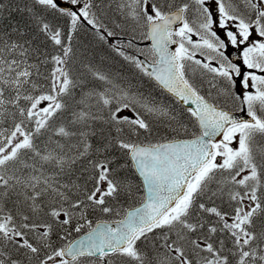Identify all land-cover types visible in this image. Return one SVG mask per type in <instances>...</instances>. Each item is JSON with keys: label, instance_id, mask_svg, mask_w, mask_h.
Listing matches in <instances>:
<instances>
[{"label": "snow or ice", "instance_id": "6c2138e0", "mask_svg": "<svg viewBox=\"0 0 264 264\" xmlns=\"http://www.w3.org/2000/svg\"><path fill=\"white\" fill-rule=\"evenodd\" d=\"M0 264H264V0H0Z\"/></svg>", "mask_w": 264, "mask_h": 264}]
</instances>
